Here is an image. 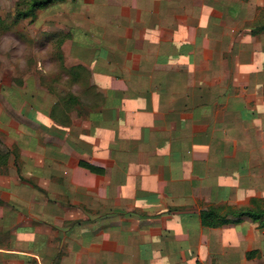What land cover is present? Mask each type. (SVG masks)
<instances>
[{"label":"crops","instance_id":"crops-1","mask_svg":"<svg viewBox=\"0 0 264 264\" xmlns=\"http://www.w3.org/2000/svg\"><path fill=\"white\" fill-rule=\"evenodd\" d=\"M259 12L65 3L52 81L0 84V264H264L258 223L231 215L264 202Z\"/></svg>","mask_w":264,"mask_h":264},{"label":"rangeland","instance_id":"rangeland-1","mask_svg":"<svg viewBox=\"0 0 264 264\" xmlns=\"http://www.w3.org/2000/svg\"><path fill=\"white\" fill-rule=\"evenodd\" d=\"M75 1L55 2L47 8L38 9L35 15L23 18L22 15L30 11L31 0H0V84L13 79L22 85L30 76L39 78L45 87L49 80L52 81L54 76L43 70L45 63L51 62L52 66L57 67L60 39L55 36L53 46H49L50 43L48 45L42 38L45 36L48 39L46 31L49 28H57L58 19L54 15L61 8L64 11L65 3ZM255 2L260 12L251 26L256 31H264V0ZM49 66L46 65L47 68ZM261 205L264 207V202ZM214 263L220 264L219 260Z\"/></svg>","mask_w":264,"mask_h":264},{"label":"trees","instance_id":"trees-1","mask_svg":"<svg viewBox=\"0 0 264 264\" xmlns=\"http://www.w3.org/2000/svg\"><path fill=\"white\" fill-rule=\"evenodd\" d=\"M32 6L30 11L23 14V18H28L30 16L35 15L38 9L47 8L50 5L54 4L55 2L65 1V0H31ZM261 201H256L254 203V207L249 210H242L237 212H232L231 215L236 218L233 223H239L242 218L248 217L258 223V228L261 232H264V207L261 205ZM203 223L204 226L210 228H217L220 226L228 225L232 223L231 221L227 220L225 217H222L215 211L206 212L203 214ZM258 254V252L254 251L249 254V258L252 259Z\"/></svg>","mask_w":264,"mask_h":264}]
</instances>
